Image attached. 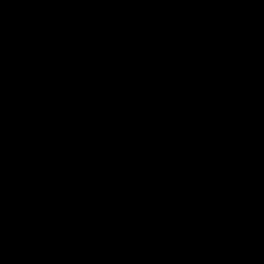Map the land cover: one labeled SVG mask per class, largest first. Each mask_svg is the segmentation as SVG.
I'll use <instances>...</instances> for the list:
<instances>
[{"label":"water","instance_id":"water-1","mask_svg":"<svg viewBox=\"0 0 264 264\" xmlns=\"http://www.w3.org/2000/svg\"><path fill=\"white\" fill-rule=\"evenodd\" d=\"M0 264H264V0H0Z\"/></svg>","mask_w":264,"mask_h":264}]
</instances>
